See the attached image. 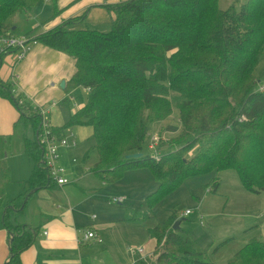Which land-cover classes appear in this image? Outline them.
Listing matches in <instances>:
<instances>
[{
    "label": "trees",
    "instance_id": "trees-1",
    "mask_svg": "<svg viewBox=\"0 0 264 264\" xmlns=\"http://www.w3.org/2000/svg\"><path fill=\"white\" fill-rule=\"evenodd\" d=\"M46 1L0 0V35L32 36L33 30L20 34L19 26L8 21L18 13L30 20ZM50 2L54 18L58 0ZM105 7L114 13L110 32L78 28L86 21L83 15L34 36L76 60L63 102L79 108L64 127L51 130L63 135L74 127L91 128L89 153L98 155L91 172L108 183L129 171L149 169L158 183L146 200L150 209L188 178L214 172L235 171L249 192L264 191V93L255 76L264 53V0H236L227 9L220 0H128ZM0 96L13 101L18 123L34 136L22 142L35 168L12 200L7 197L9 147L4 141L0 147V200L6 202L2 223L11 236L7 264H22V253L34 245L40 229L13 218L24 213L38 191L58 185L50 179L37 135L43 128L40 109L1 78ZM172 105L182 125L177 147L159 159L144 154L149 127L167 120ZM136 153L144 155L127 159ZM177 220L173 216L149 230L156 250L161 248L155 264H214L173 229ZM227 264H264V239H251Z\"/></svg>",
    "mask_w": 264,
    "mask_h": 264
},
{
    "label": "crops",
    "instance_id": "crops-1",
    "mask_svg": "<svg viewBox=\"0 0 264 264\" xmlns=\"http://www.w3.org/2000/svg\"><path fill=\"white\" fill-rule=\"evenodd\" d=\"M125 1L128 0H58L59 12L53 18V8L51 11L45 6L46 3L51 4L50 0H47L42 4V10H38L39 12L31 18L36 22V26L31 28L34 31L32 35L46 33L70 19L83 15H86V21L81 26H85L86 29L96 31L110 29L113 26L114 13L105 5ZM234 1L236 0H220V4L222 7V3L225 2L229 7ZM44 9L47 11V19L41 21L39 14L42 13L43 16ZM11 70V60L8 59L0 70L2 81L12 84L14 90L23 95L34 107L44 108L47 111L44 117L50 127H64L78 110L79 104L73 102L69 106L63 102L68 97V92L66 88H61L63 82H66L67 87L77 72L76 60L73 56L39 43L34 46L26 60L17 65V86L13 84ZM52 84H58V87L52 88ZM19 118L20 113L13 101L0 96V147L3 144L2 141L9 147L6 161L11 171L10 184L21 185L22 182L30 179L35 163L24 154L22 142L23 137L33 139V132L30 129H24L22 124L18 123ZM87 128L89 127L69 129L75 132L81 146L84 144ZM92 147L85 151L84 165L87 173L80 175L72 172L74 179L78 177L74 183L38 191L29 200L24 213L13 218L16 224H26L40 229L34 245L22 253V264H142V256L134 251L131 252L129 247V244L135 242L133 240L137 236L146 233L145 229L143 233L141 230L140 235H137V225L142 224L133 220L141 213L136 208L137 200L134 190L130 188L136 186L135 180L146 177L148 174L144 171L149 169L129 171L117 183L118 185L110 186V183L91 172L98 161L97 155V160L89 163V152ZM76 149H62L61 155L63 152L72 153ZM16 158L29 162L27 177L21 179L22 181L17 180L13 173L12 165ZM22 169L23 167L20 166V170ZM88 175L95 177L96 180L89 179ZM10 184L7 185V192ZM77 184L83 185L80 189L72 188ZM157 188L158 183L153 191L145 195V201ZM210 191L213 192L212 189ZM115 195L124 196V202L118 204L114 199L117 205L114 206L112 198ZM123 205L127 206L125 212H123ZM0 220V264H7L10 258L11 236L3 226L2 215ZM154 227L147 228L148 233ZM178 230H181V227ZM88 231L95 232L102 241L87 240L85 235ZM143 238L142 235L138 240ZM146 241L147 248L151 250L144 249L147 253H154L157 247L155 239L150 235V240ZM138 243L142 245L143 241Z\"/></svg>",
    "mask_w": 264,
    "mask_h": 264
},
{
    "label": "rangeland",
    "instance_id": "rangeland-1",
    "mask_svg": "<svg viewBox=\"0 0 264 264\" xmlns=\"http://www.w3.org/2000/svg\"><path fill=\"white\" fill-rule=\"evenodd\" d=\"M45 6L52 11V4L46 3ZM227 7L228 4L226 5L223 2L222 9H227ZM23 14L18 13L15 15L8 21V25L19 26L20 34H27L33 30L31 28L36 26V22L30 17V20H28ZM46 14L47 11L45 10L43 16L42 13L39 14V19L45 21L47 19ZM78 28L86 29L85 26H79ZM111 29L105 28V30H101L100 32H110ZM255 76L259 85L264 84V53ZM83 96L84 100L87 101L88 96L85 93H83ZM172 107L173 112L167 120L152 124L149 127L148 139L143 150L144 154L157 156L149 148L150 141L154 135L160 138L161 148L158 151L160 156L167 154L171 149L177 147L176 144L179 143L178 137L181 135L182 125L180 123L179 110L175 105H172ZM85 130L87 134L84 137V144L81 146L79 143L80 147L72 153H62L63 160L61 159L60 164L66 169L65 177L70 182H75V179H78V177L74 179L72 172L79 173L80 175L88 172L84 165L85 151L93 146L94 138L91 128ZM195 152H197V147L188 154V157H192ZM96 160V152L91 153L89 163L91 164ZM27 163L29 162L21 158H16L15 163H13L12 169L14 176L18 178L17 180L22 181L21 179L27 177ZM20 166L23 167L22 170H20ZM144 172L148 174V177L135 180L136 186L130 189L134 190L137 200L136 208L141 213L133 220L142 224L137 225V235H140L141 230L143 233L145 229L146 233L140 235L144 237L142 240H138L140 236H137L133 240L135 242L129 244L131 252L140 248L149 249L146 245V240H150L147 228L167 223L173 216H177L178 221L182 222L180 225L181 231L187 238L189 245L196 253L201 254L203 260L214 264H227L251 239H264V191L259 194L249 192L243 186L235 171L214 172L190 177L152 209L148 207L145 195H148L155 189L157 181L149 170H145ZM88 178L96 180L91 175H88ZM120 181L110 183V186H116L115 184ZM216 183L219 184L216 192H211L210 190H214ZM82 185H73L72 188L80 189ZM21 191L22 188L19 183L10 184L7 192L8 198L14 199L18 197ZM140 196L141 199H139ZM123 198L124 196L115 195L112 198V204L116 205L114 199ZM5 206L6 203L0 201V215L3 214ZM123 207V212H125L127 206L123 205ZM186 211H190L191 215L186 216ZM138 241H143L142 245ZM226 241L228 243L223 244ZM160 252L161 248L155 249L154 253L156 257L153 261L148 260L146 263L155 264Z\"/></svg>",
    "mask_w": 264,
    "mask_h": 264
},
{
    "label": "built area",
    "instance_id": "built-area-1",
    "mask_svg": "<svg viewBox=\"0 0 264 264\" xmlns=\"http://www.w3.org/2000/svg\"><path fill=\"white\" fill-rule=\"evenodd\" d=\"M39 43L35 41V38L32 36L26 35H12L10 32H6L0 35V70L4 62L8 59L11 60V77L13 79V84L17 86V76H16V67L21 62L26 60L34 46ZM58 87V84H52V88ZM259 91L264 93V84H261ZM16 94L17 91L14 90ZM41 115L43 116V128L42 132L39 134V142L44 148V161L48 169L50 179L60 187L70 185L74 182H70L66 177V169L63 168L60 164L62 155V149H76L79 146L78 138L72 130H66L65 133L57 134L51 130L49 123L45 119L46 110L44 108L40 109ZM160 138L155 136L151 139L149 148L154 151L157 156V159L160 158L158 149L160 147ZM124 199H115V202L122 204ZM190 211H186V216L190 215ZM87 240L96 239L101 242L98 235L93 231L86 232L85 235ZM136 254L142 256L143 262L153 261L156 257L155 253H147L144 248H140L134 251Z\"/></svg>",
    "mask_w": 264,
    "mask_h": 264
},
{
    "label": "water",
    "instance_id": "water-1",
    "mask_svg": "<svg viewBox=\"0 0 264 264\" xmlns=\"http://www.w3.org/2000/svg\"><path fill=\"white\" fill-rule=\"evenodd\" d=\"M61 88L62 89H65L66 88V82H63L62 84H61ZM37 135H39V133L37 134ZM143 153H136V154H131V155H128L127 156V159H131V158H141V157H143ZM181 221H176V223H175V225H174V227H173V229L176 231V230H178V229H180V225H181Z\"/></svg>",
    "mask_w": 264,
    "mask_h": 264
}]
</instances>
